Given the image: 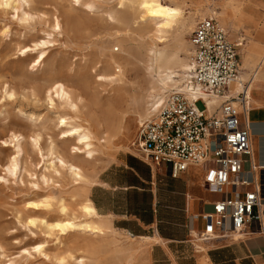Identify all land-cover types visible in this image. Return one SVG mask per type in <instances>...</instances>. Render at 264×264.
Returning <instances> with one entry per match:
<instances>
[{"label": "rangeland", "instance_id": "1", "mask_svg": "<svg viewBox=\"0 0 264 264\" xmlns=\"http://www.w3.org/2000/svg\"><path fill=\"white\" fill-rule=\"evenodd\" d=\"M81 3L94 8L73 0H0V264H129L131 238L109 226L104 235L95 236L83 227L62 231L57 224L90 221L81 204L91 196L93 184L107 177L102 172L118 153L133 154L138 117L150 110L156 96H164L159 90L148 93L156 85L150 52L154 32L147 35L154 24L141 32L147 25L124 22L125 9L118 0ZM164 3L178 7L186 23L184 28L181 21L174 24L157 44L169 56L170 67L184 61L189 66L192 32L200 20L214 16L225 25L230 41L243 45L237 48L242 76L251 75L250 67L264 54V18L252 23L241 16L242 1ZM128 48L137 54L122 70L109 66L111 57L126 55ZM249 53L253 57L247 66ZM173 71L174 77L186 70ZM118 98L128 102L112 108L111 100ZM198 107L204 108L201 103ZM108 109L113 121L123 119L119 125L114 122L115 141L107 140L93 120L104 123ZM89 117L90 123H83ZM62 118L69 128L83 124L94 132V158L73 154L76 141L61 139Z\"/></svg>", "mask_w": 264, "mask_h": 264}, {"label": "built area", "instance_id": "2", "mask_svg": "<svg viewBox=\"0 0 264 264\" xmlns=\"http://www.w3.org/2000/svg\"><path fill=\"white\" fill-rule=\"evenodd\" d=\"M190 42L189 69L176 77L181 80L178 86L151 102L134 147L144 161L168 166L173 178L192 166L204 168L205 186L222 195L212 214L203 215L209 224L204 239L214 238L217 231L222 237L241 235L255 226L264 234V182L243 177L254 149L248 123L249 86L239 92L232 89L241 81L238 46L214 16L196 24ZM211 99H223L212 112Z\"/></svg>", "mask_w": 264, "mask_h": 264}, {"label": "crops", "instance_id": "3", "mask_svg": "<svg viewBox=\"0 0 264 264\" xmlns=\"http://www.w3.org/2000/svg\"><path fill=\"white\" fill-rule=\"evenodd\" d=\"M232 1L243 2L240 15L252 23L264 18V0ZM251 57V53L245 57L247 66ZM250 69L251 75L243 77L245 81L249 77L244 85L250 86L248 123L254 155L246 159L243 177L263 183L264 54ZM242 72L241 66V76ZM117 156L102 172L107 177L93 184L89 200L107 230L111 227L132 238L129 264H264V234L255 230L257 226L242 237L235 233L222 237L217 231L214 238H203L209 225L203 215L212 214L214 203L222 199L205 186L203 167L192 166L173 178L168 166L152 165L127 152ZM262 219L264 223V215Z\"/></svg>", "mask_w": 264, "mask_h": 264}, {"label": "bare ground", "instance_id": "4", "mask_svg": "<svg viewBox=\"0 0 264 264\" xmlns=\"http://www.w3.org/2000/svg\"><path fill=\"white\" fill-rule=\"evenodd\" d=\"M73 1L79 5H84L88 10H92L94 8L92 3L82 4L81 0H73ZM164 1L165 0H118V5L121 8L123 7L125 9L124 13H123V17H122V20L124 22H127L128 24H134V25H139V24L147 25L146 27H144L143 29L140 30L141 32H147L148 31L147 27L149 28V25L151 23L154 24V27L150 28L151 30H149L147 32V35L150 32H154V35H153L154 39L151 38V40H150L151 46H152V48L150 49V52L153 53V59H154L155 65H156V67H155L156 85L152 88L151 91L148 92V93H150V95H152V93L157 92V90H159L162 93H165L166 89L169 87V83L174 82V84H172V85H174V87L178 86L181 83V80L176 79V77H179L180 75L177 74L176 76L173 77V75H174L173 69L178 68V67H180L184 71L189 69L187 62H185V61L177 63L178 64L177 67H170L168 65L169 64V62H168L169 56L167 57V55L163 54L157 47L158 43L161 44L163 41H165L164 38H165L166 34L168 33V31L172 28V26L174 24L178 23L179 21H181V19H182V17H181L182 11L178 7H172V6L166 5L164 3ZM185 21H187V19ZM178 26H179V24H178ZM181 26L183 28L186 27V23H184V21H183L181 23ZM125 42L126 41L124 40L122 43H125ZM236 44H237V46L242 47V45L240 43H236ZM190 45H191V42H190ZM158 46H159V44H158ZM23 50L26 51L27 49H23ZM136 54H137L136 49L128 48L126 51V55H123L121 57H111L108 60V64L111 67L116 66L117 68L122 70V65L124 64V62L132 59ZM120 70L118 72H120ZM173 79H174V81H173ZM244 83H245V78L242 76L241 81L237 84V86L234 90L240 91L241 88L244 87ZM150 97L152 98V96H150ZM118 99L119 100H115V99L111 100L110 105L112 108H116V107L121 108L123 104L128 102V100L126 98H123V99L118 98ZM222 100L221 99L209 100L208 105H209L210 112H212L214 110V108L222 102ZM148 113L150 114V110L145 109L144 114H142V116L143 115H146V116L145 117H142V116L138 117L140 119L142 117L141 120L139 119L140 123L149 116ZM110 115H111V110L108 109L107 114H105V122L104 123L102 122L103 120H101V119L100 120L97 118L93 119L90 117H89V120L84 119L83 123L89 124L90 119L95 120V123L99 127H101V129L103 130L101 132V134L103 136L105 135V138L107 140L111 139V141H115L117 136H114L111 133H114L115 130L117 129V125L115 126V124L117 123L119 125L120 123H122L123 119L118 118L115 121H113L111 119ZM114 122H116V123H114ZM70 124H71V122H70ZM59 125H60L59 126L60 128H65L64 131L61 133V136H62L61 139H63V140H68V139L72 140L73 139L76 141L77 146L72 148L73 154H76V155L77 154L78 155L86 154L88 156L87 158H94V152L91 150V147H92V140L95 139L96 137L93 135V133H94L93 131H92L93 132L92 133L89 128L83 127V124L78 125L77 127L69 128V122L65 118H62L60 120ZM104 125L107 126L105 130H104ZM134 146H135L134 144H132V146H131V148L133 150V154L139 156L140 154L138 153V151L136 150V147H134ZM55 149H57V148H55ZM129 150H130V148H129ZM94 151H95V149H94ZM71 169L73 171L75 170L76 172L78 170L72 165H71ZM81 213H82L84 218H87L90 221H87L86 223H83L81 225L80 224L76 225L75 222H73V219H70L68 221L58 223L57 228H59L62 231H66V230L75 229L77 227H83L86 230H88L89 232H91L92 235H95V236H101V235H104L106 233L105 231L107 230V227L104 225L102 218L98 215L96 208L93 206V204H92L91 200H89V198L86 199L81 204ZM235 235L241 236L240 234H235ZM129 260L131 261V257Z\"/></svg>", "mask_w": 264, "mask_h": 264}, {"label": "snow or ice", "instance_id": "5", "mask_svg": "<svg viewBox=\"0 0 264 264\" xmlns=\"http://www.w3.org/2000/svg\"><path fill=\"white\" fill-rule=\"evenodd\" d=\"M213 175H214V174H213ZM221 178H224V177H223V174H221Z\"/></svg>", "mask_w": 264, "mask_h": 264}]
</instances>
